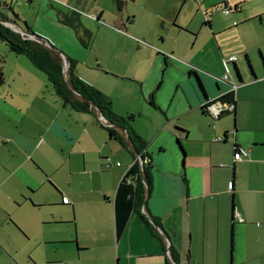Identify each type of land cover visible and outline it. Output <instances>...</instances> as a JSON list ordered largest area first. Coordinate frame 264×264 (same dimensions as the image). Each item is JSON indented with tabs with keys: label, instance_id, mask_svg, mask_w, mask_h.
<instances>
[{
	"label": "crops",
	"instance_id": "obj_1",
	"mask_svg": "<svg viewBox=\"0 0 264 264\" xmlns=\"http://www.w3.org/2000/svg\"><path fill=\"white\" fill-rule=\"evenodd\" d=\"M223 4L233 10L229 20L239 17L234 21L237 24L232 23L226 30L240 31L248 25L256 31L251 45L241 46L237 52L244 56L243 63L250 72L246 80L239 58L230 64V69H238L241 79L224 81L183 57L179 41L182 32L190 33L185 29H189L187 23H181L185 28L175 26L176 47L163 45L162 37L160 41L150 39L151 43L135 39L128 31L134 19L122 22L120 40L112 53L122 48L129 51L118 61L133 78H137L139 66L143 65L141 83L150 84L148 100L166 118L149 144L136 131L147 144V161L151 159L152 163L151 187L149 190L145 185L144 200L133 210L120 235L116 232L115 195L133 157L129 165L119 169L112 199L105 197L113 205L109 242L117 264H264V91L257 95L243 91L256 81L264 83V0H256L254 8L247 7V0H224ZM234 13L237 16H232ZM210 22L204 23L206 28L214 25L216 30H224L217 21ZM257 52L262 63L256 65L253 55ZM78 69L76 65L75 74L84 79ZM36 70H29L24 79L17 69L10 81L5 76L0 87V264H24L11 244L15 222L21 224V215L31 209V204L37 206L33 201L45 202L38 192L48 184H57L58 167L66 163L64 152L79 148L76 132L70 131L68 125L70 106L64 105L55 92L45 93L46 82ZM193 70L199 78L192 74ZM231 84L237 85L233 91L236 114L225 112L218 119L211 118L204 104L222 100L231 92ZM156 86L160 94L152 102ZM130 113L133 120L136 113ZM95 115L100 119L98 111ZM119 130L127 135L125 130ZM216 137L222 140L215 141ZM156 141L162 155L155 153ZM236 144L243 150L239 159L235 157ZM61 197L74 207L68 196L61 193ZM83 246L91 248V243L86 241ZM86 250L78 248V253Z\"/></svg>",
	"mask_w": 264,
	"mask_h": 264
},
{
	"label": "rangeland",
	"instance_id": "obj_2",
	"mask_svg": "<svg viewBox=\"0 0 264 264\" xmlns=\"http://www.w3.org/2000/svg\"><path fill=\"white\" fill-rule=\"evenodd\" d=\"M120 1L122 5L119 8L117 0H3L0 22L24 38L39 41L35 36L24 32L26 21L37 36L70 57L76 55L79 60L78 70L84 79L112 100L115 112L127 118L130 111H135L131 124L135 131L146 137L148 144L164 124L166 116L148 100L150 95L147 90L150 84L141 83L144 78L143 65L139 66L137 78H133L126 74L124 66L118 61V57L129 51L122 48L121 51L117 49L112 53L120 40L122 22H126L129 17L134 22L128 31L135 39L150 42V39L160 41L162 37L165 39L163 45L176 47L174 37L178 30L175 26L185 28L181 23H187L189 29H185L191 34L182 32L179 41V51L183 57H188L193 65L210 76L223 80L228 72L224 59L236 54L244 79L249 77L248 66L243 63L244 56L237 52L246 44L251 45L249 42L256 31L248 25L240 31L235 28L226 30L235 20L239 21V17L229 20V14L223 12L209 17L206 15V12L216 6L223 5L224 0ZM247 7H256V0H247ZM74 10L79 13L82 27L92 33L90 40L84 36L83 28L78 31L61 21H72ZM101 12L102 17L98 20ZM209 19L217 21L224 30H216L214 25L212 29L206 28L204 23ZM79 36L86 40L87 46L82 44ZM40 42L47 46L43 41ZM130 51L132 54L133 48ZM61 59L64 62L62 57ZM253 60L256 65L258 62L262 63L259 52L253 55ZM0 64L8 81L17 69L21 70L24 79L28 77L29 70H36L25 55L11 52L1 38ZM66 68L69 78V62H66ZM116 71H121L122 74ZM35 72L46 82L45 93L53 94L54 90L46 75L41 71ZM229 75L230 79L237 80L233 67ZM34 81L38 82L39 79ZM21 82L25 80L22 79ZM159 91L156 86L151 97L153 102L156 94L159 97ZM243 91L257 95L264 91V83L256 81ZM68 111V125L70 131L76 132L79 148L64 152L66 163L58 167L57 184H48L47 188L38 192V196L42 194L45 202L33 201L37 206L33 207L31 204V209L21 215V224L14 221L16 230L11 237L13 251L16 257L23 258L21 261L24 264H117V259H112V244L109 242L113 226L110 217L113 205L105 197L112 199L119 169L129 165L127 163L132 160V155L118 141L109 139L102 124L116 129L118 127L108 125L95 114L73 113L70 107ZM158 141L154 144L155 153L162 155ZM172 141L177 148L174 136ZM54 155L60 156L56 152ZM142 159L140 158V162L143 163ZM61 193L70 198L74 207L63 203ZM86 241L91 243V248L83 246ZM78 248L87 250L78 253Z\"/></svg>",
	"mask_w": 264,
	"mask_h": 264
},
{
	"label": "trees",
	"instance_id": "obj_3",
	"mask_svg": "<svg viewBox=\"0 0 264 264\" xmlns=\"http://www.w3.org/2000/svg\"><path fill=\"white\" fill-rule=\"evenodd\" d=\"M2 4L3 0H0V8L2 7ZM117 4L120 8L122 2L117 0ZM73 14L74 19L72 21L68 19H63L61 21L71 25L79 31V29L83 28L79 21V13L74 10ZM101 17L102 12L99 14L97 19L100 20ZM205 23L210 25V19ZM24 24L26 26L24 32L37 36L32 27L26 21H24ZM83 33L86 38L89 40L91 39L92 33L90 31L83 28ZM0 38L9 46L11 52L18 55H25L37 69L46 75L47 80L51 84L56 96L63 102L64 105H69L78 112L92 114H95L96 111L101 112L108 120V123L118 127V129H116L102 124V127L108 132L109 139L118 141L123 148L128 149L134 159V162L119 182L115 195V224L116 232L120 235L126 228L133 210L137 209V207L142 204L147 192L145 185H147L150 190L152 179V163L150 161L151 159L147 161L150 156L145 150L147 144L133 128L131 124L132 116L125 118L118 115L113 110V103L106 94L75 74V67L78 61L66 55L70 65L69 79L73 87L80 94V96L76 95L70 89L66 81L63 62L59 52L60 50L54 45H52V49L42 44L40 41H43V39L39 36H37L39 41L24 38L21 34L16 33L0 22ZM79 38L82 44L87 46L86 40L81 36H79ZM236 71L238 72V69H236ZM192 74L199 78L196 71L193 70ZM239 78L241 79L240 73ZM4 83L5 74L3 67L0 64V87H2ZM222 100L235 105L236 99L234 92L231 91L227 95L223 96ZM89 102L93 103L94 106H91ZM119 129L125 130L127 135L124 136L121 134ZM178 144L180 145L183 154H185L184 148L182 147L179 139ZM239 149V145L236 144V153ZM138 156L144 159L143 163L140 162ZM63 202L68 204L64 198ZM145 220L147 221L146 218Z\"/></svg>",
	"mask_w": 264,
	"mask_h": 264
},
{
	"label": "built area",
	"instance_id": "obj_4",
	"mask_svg": "<svg viewBox=\"0 0 264 264\" xmlns=\"http://www.w3.org/2000/svg\"><path fill=\"white\" fill-rule=\"evenodd\" d=\"M219 12H223L225 14H230L232 12V8L226 4H223L221 6H216L210 12H207L206 15H207V17H209V16H212L213 14H216ZM236 24H237V22H234V25H236ZM237 59H238L237 56H230V57L224 59V63L228 69V72L223 77L224 81H229V79H230L229 74L231 71L230 64L235 63ZM236 88H237V85L231 84L230 91H235ZM234 106L235 105H233L232 103L221 102V101H217V100H210L204 104V108H205L206 112H208V114L211 115L215 119H218L225 112H233ZM214 140L220 141V140H222V138L216 137V138H214ZM242 152H243V150H238V152L235 155L236 159L241 158V156L243 154ZM138 158L140 159V157H138ZM108 166L110 167L111 164H108ZM65 201H66V199H65Z\"/></svg>",
	"mask_w": 264,
	"mask_h": 264
},
{
	"label": "water",
	"instance_id": "obj_5",
	"mask_svg": "<svg viewBox=\"0 0 264 264\" xmlns=\"http://www.w3.org/2000/svg\"><path fill=\"white\" fill-rule=\"evenodd\" d=\"M26 33V32H25ZM32 35V34H31ZM33 36H35V35H33ZM36 38H37V36H35ZM43 42L48 46V47H50V48H52L53 49V47H52V44L50 43V42H48V41H46V40H43ZM60 52V54H61V57L63 58V60H64V62H63V67H64V74H65V78H66V81H67V83H68V86L70 87V89L76 94V95H78V96H80V94L78 93V91L73 87V85H72V83H71V81H70V79L68 78V76H67V68H66V62H68V58H67V56H66V54L64 53V52H62L61 50L59 51ZM251 73H252V75H254V72H253V70L251 69ZM235 74H236V77L237 78H239V73L235 70ZM89 104L91 105V106H94L93 105V103H91V102H89ZM99 113V116H100V119H102L104 122H106L108 125H112L111 123H108V120L102 115V113L101 112H98ZM234 113L236 114V111H235V106H234ZM143 160V159H142ZM152 220V219H151ZM155 226H157L156 224H154Z\"/></svg>",
	"mask_w": 264,
	"mask_h": 264
},
{
	"label": "flooded vegetation",
	"instance_id": "obj_6",
	"mask_svg": "<svg viewBox=\"0 0 264 264\" xmlns=\"http://www.w3.org/2000/svg\"><path fill=\"white\" fill-rule=\"evenodd\" d=\"M217 101L225 102V101L221 100V98H218V100H217Z\"/></svg>",
	"mask_w": 264,
	"mask_h": 264
}]
</instances>
